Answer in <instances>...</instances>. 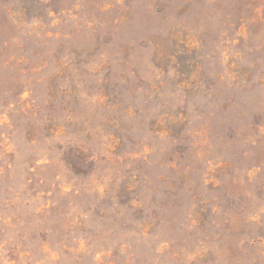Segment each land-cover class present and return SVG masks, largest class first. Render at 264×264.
<instances>
[{"label":"rangeland","instance_id":"374dc122","mask_svg":"<svg viewBox=\"0 0 264 264\" xmlns=\"http://www.w3.org/2000/svg\"><path fill=\"white\" fill-rule=\"evenodd\" d=\"M0 264H264V0H0Z\"/></svg>","mask_w":264,"mask_h":264}]
</instances>
